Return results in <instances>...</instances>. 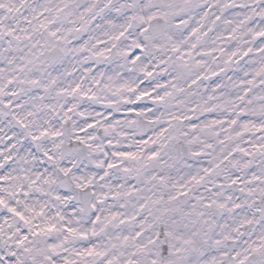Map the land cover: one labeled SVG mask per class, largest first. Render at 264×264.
<instances>
[{
    "label": "snow or ice",
    "instance_id": "obj_1",
    "mask_svg": "<svg viewBox=\"0 0 264 264\" xmlns=\"http://www.w3.org/2000/svg\"><path fill=\"white\" fill-rule=\"evenodd\" d=\"M0 264H264V0H0Z\"/></svg>",
    "mask_w": 264,
    "mask_h": 264
}]
</instances>
